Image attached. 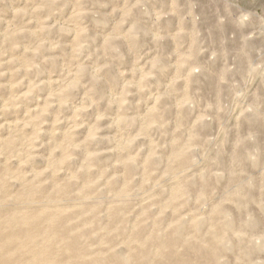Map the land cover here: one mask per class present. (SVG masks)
Returning <instances> with one entry per match:
<instances>
[{"label":"rangeland","instance_id":"obj_1","mask_svg":"<svg viewBox=\"0 0 264 264\" xmlns=\"http://www.w3.org/2000/svg\"><path fill=\"white\" fill-rule=\"evenodd\" d=\"M5 209L77 264H264V0H0Z\"/></svg>","mask_w":264,"mask_h":264},{"label":"bare ground","instance_id":"obj_2","mask_svg":"<svg viewBox=\"0 0 264 264\" xmlns=\"http://www.w3.org/2000/svg\"><path fill=\"white\" fill-rule=\"evenodd\" d=\"M5 210L9 211H3L0 213V252L3 251L6 241L12 240L15 243L21 241V247H23L37 239L40 240L41 236L47 235L48 232H51L54 228L53 236L50 238L47 237L44 242L51 245L55 244L56 241H59L64 245L67 243V245L64 249H57L55 252L49 251L44 253L39 257L37 264L45 260H49L51 264H77V262L82 259V254L73 248L77 245V242L76 238L72 237V233L74 234V231L77 229L74 230L70 226L71 223L68 216L70 214L66 212L54 216H51L50 214H42L38 215L32 222L25 223L26 220L31 219V213L19 216L15 210ZM3 233H5V236ZM180 234L181 232L179 231L175 235L167 238V243L173 244L179 239ZM77 237H79V235ZM67 246L70 248H67ZM12 259L3 255L2 262L4 261L5 264H7ZM165 260L170 261L168 258Z\"/></svg>","mask_w":264,"mask_h":264},{"label":"clouds","instance_id":"obj_3","mask_svg":"<svg viewBox=\"0 0 264 264\" xmlns=\"http://www.w3.org/2000/svg\"><path fill=\"white\" fill-rule=\"evenodd\" d=\"M58 247L56 244L49 245L37 239L30 244L17 248L15 247V242L9 240L5 242L3 251L9 259L19 258L21 264H37L41 255L49 251L55 252Z\"/></svg>","mask_w":264,"mask_h":264}]
</instances>
